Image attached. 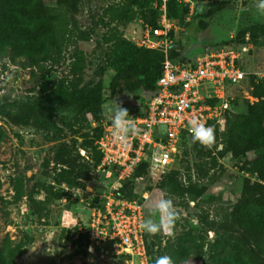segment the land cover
<instances>
[{"label":"rangeland","instance_id":"obj_1","mask_svg":"<svg viewBox=\"0 0 264 264\" xmlns=\"http://www.w3.org/2000/svg\"><path fill=\"white\" fill-rule=\"evenodd\" d=\"M43 1L48 6L54 4V0ZM158 1L161 3L154 0L151 6ZM214 2H225L226 6L207 21L204 30L191 32L195 38L192 45L188 35H181L179 20L166 19L171 44L177 42L188 49L190 56L199 55L216 45L231 43L240 29L264 23V13L257 8L259 0L204 1ZM169 4L175 13L182 12L184 7L188 13L192 11L191 2L174 0ZM75 7L76 11L68 18V42L57 64L34 69L21 67L19 59L10 61L6 57L0 61V128L4 133L0 143V241L6 236L15 245L25 237L30 239L15 264H137L136 260L115 253L108 239L93 242L87 239L85 228L91 214L95 215L101 207V195L112 179L107 170L97 167L93 144L85 142L83 130L64 129L49 111L43 96L67 91L75 84L85 90L100 80L103 103L98 124L111 120L115 101L129 114L135 113L149 96V82L123 77L113 83L110 93L109 81L114 70L127 59L126 52L120 48L121 41L140 47L145 25L130 0H75ZM241 47L246 49L242 68L264 72V47H252L248 43ZM247 91L246 78L231 88V96L237 101L234 112L241 110L243 99L251 101ZM84 122L87 129L97 123L88 114L84 115ZM256 154L246 153L234 159L213 155L212 159H205L203 177L195 188L187 189L195 196L193 205L186 203L187 197L177 199L163 190L170 177L185 181L189 174L192 179L190 165L195 163L196 156L186 146L158 180L154 174H147L143 182L131 181L137 190L149 187L148 200L154 192L163 194L185 215V222L177 221L174 235H151L149 243L159 244L163 249L186 229L194 234L207 230L206 241H211L215 234L226 230L225 216L241 192L247 188L260 190L263 185L242 170L245 161ZM28 194L37 200H42L44 195L49 198L41 202L39 214L34 213ZM148 215L146 204L144 219ZM161 253L165 255L163 250Z\"/></svg>","mask_w":264,"mask_h":264},{"label":"trees","instance_id":"obj_2","mask_svg":"<svg viewBox=\"0 0 264 264\" xmlns=\"http://www.w3.org/2000/svg\"><path fill=\"white\" fill-rule=\"evenodd\" d=\"M153 1L130 0L139 19L148 27H155L159 16L157 7L161 3L158 1L155 6H151ZM170 1L174 3V0L165 2V17L179 20L181 35H188L191 45L195 41L191 32L197 29L204 30L207 21L226 6L225 2L204 3L205 0H189L192 3L190 13L185 7L182 12L175 13L170 7ZM75 11V0H54L53 6L45 5L43 0H0V61L6 57L10 61L19 59L21 67L34 69L42 68L45 64L50 66L57 64L70 35L67 30L68 18ZM167 37L170 40V33ZM246 43L256 48L264 47V23H254L240 29L231 43L216 45L213 48L225 45L241 47ZM120 48L126 52L127 59L114 70L109 81V92L113 91L112 86L117 79L142 78L150 84V96L160 73L162 52L158 49L136 47L125 41H121ZM196 56H190L188 49H183L177 42L172 44L170 42L167 50V58L170 61L182 64ZM246 79L248 96L254 101L243 99L241 110L234 112L237 101L233 98L230 102L231 110L224 114L221 129L216 124L207 123L215 128L216 140L211 147H204L194 142L192 137L182 134L177 145V153L186 146L195 154L196 161L190 165L193 177L191 179L187 174L185 181L170 177L165 181L163 190L167 195L177 199L183 200L187 197L186 203L193 205L195 196L187 189L195 188L196 182L203 177L205 159H212L213 155L234 159L243 157L246 153L257 152L253 158L245 161L242 170L263 184L261 189L247 188L241 192L225 216L226 230L221 234H215L211 241H206L207 230L194 234L190 229H186L161 249L159 244L149 243L151 235L144 231L147 264H155V259L162 256V250L165 255L173 258L175 264H185L188 261H198L200 264H264V77L256 81L252 76ZM43 99L64 129L83 130L85 142L88 145L93 144L101 131V125L98 124L103 103L100 80L85 90L78 89L75 84L67 91L47 93ZM141 108L135 109V113H140ZM85 114L89 115L92 122H97L91 129H87L89 127L84 122ZM3 138L4 133L0 128V143ZM93 149L99 163L100 155L94 146ZM183 153L184 151L181 152ZM147 167L146 163H141L129 179L120 181L115 195L132 200L136 199L141 191L149 190L146 185L140 190L131 185L133 180L143 182L148 174ZM188 171L189 168L186 167V172ZM114 176L115 171H111L112 180ZM46 196L44 195L42 200H37L30 194L26 196L35 214L41 212V202L49 200ZM184 216L181 215L180 220L184 221ZM28 243L30 239L25 237L23 241L11 245L4 236L0 241V264H15V260L24 253V247Z\"/></svg>","mask_w":264,"mask_h":264},{"label":"built area","instance_id":"obj_3","mask_svg":"<svg viewBox=\"0 0 264 264\" xmlns=\"http://www.w3.org/2000/svg\"><path fill=\"white\" fill-rule=\"evenodd\" d=\"M159 12L155 27L145 25L140 45L163 54L154 91L143 103L140 113L129 114L136 119L140 131L129 138L127 146L113 136L111 120L101 124L100 134L93 142L100 155L97 167L108 173L115 171V176L101 195V207L95 215L91 214L85 228L90 242L108 239L115 253L136 260L137 264L147 261L140 224L150 191L143 190L132 200L120 198L114 193L119 182L129 179L141 163L148 165V174H154L157 180L161 178L177 153L180 136L192 137L189 131L192 118H199L206 125L216 124L221 129L224 114L231 110L230 102L234 98L231 88L248 76L254 81L264 77V72H248L242 68V54L246 49L233 45L210 48L184 64L170 61L165 0H161Z\"/></svg>","mask_w":264,"mask_h":264},{"label":"clouds","instance_id":"obj_4","mask_svg":"<svg viewBox=\"0 0 264 264\" xmlns=\"http://www.w3.org/2000/svg\"><path fill=\"white\" fill-rule=\"evenodd\" d=\"M257 8L264 13V0H259ZM11 79V76L8 77ZM116 107L111 116V127L113 136L123 145L127 146L129 138L139 134L136 119L129 115L126 108L115 101ZM189 131L194 142L204 147H211L216 140L214 126L206 125L199 118H192L189 121ZM155 158V157H154ZM149 206V215L142 221L140 228L147 234L155 235H174L177 221L181 219V214L174 201L163 195L151 194L146 201ZM155 264H175L171 256L162 255L155 259Z\"/></svg>","mask_w":264,"mask_h":264}]
</instances>
